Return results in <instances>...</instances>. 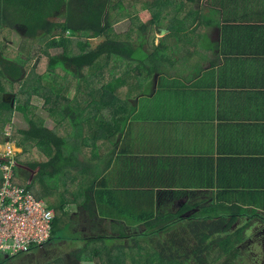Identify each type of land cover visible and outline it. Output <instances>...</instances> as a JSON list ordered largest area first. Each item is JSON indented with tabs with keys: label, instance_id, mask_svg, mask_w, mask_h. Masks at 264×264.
Returning <instances> with one entry per match:
<instances>
[{
	"label": "crops",
	"instance_id": "crops-1",
	"mask_svg": "<svg viewBox=\"0 0 264 264\" xmlns=\"http://www.w3.org/2000/svg\"><path fill=\"white\" fill-rule=\"evenodd\" d=\"M178 4L181 8L171 9L168 20L161 23L165 34L160 29L145 33L152 43L146 46L147 53L152 55L162 43L164 53L155 55L156 60L133 63L145 72L136 70L137 82L131 90L118 92L124 102L117 112L86 105L79 120L64 130H57L64 124L52 120L46 108L48 116H40L67 141L76 126L80 142L72 150L87 160H76L85 180L73 181L76 187L70 184L71 192L95 180L99 190L91 195L94 203L89 207L80 192L62 205L72 230L63 240L71 238L81 247L90 238L107 236L116 246L130 245L131 236L133 240L143 236V212L196 213L217 203L232 205L230 201L240 196L242 206L252 212L258 209L264 216V0H180ZM185 4L196 11L192 21ZM173 24L179 26L181 40L171 45L173 53L168 55ZM155 35H160L159 43L152 39ZM101 74L105 75L104 69ZM10 126L26 131L29 125L15 111ZM86 128L90 137L81 134ZM31 141L24 142L27 151L24 146L18 149L24 153V169L33 177L29 167L43 160ZM65 176L62 171L52 178L65 186ZM44 179L38 177L37 183L42 186Z\"/></svg>",
	"mask_w": 264,
	"mask_h": 264
},
{
	"label": "trees",
	"instance_id": "trees-1",
	"mask_svg": "<svg viewBox=\"0 0 264 264\" xmlns=\"http://www.w3.org/2000/svg\"><path fill=\"white\" fill-rule=\"evenodd\" d=\"M179 1L171 4L168 0H145L144 3L142 0H0V95L6 93L4 86L7 83L10 86L19 83L18 92L12 94L15 99L11 102L0 100V144L10 139L16 142L18 148H25V140H32V147L43 160V164H32L29 167L31 172L35 173L32 177V174L24 169L21 154H18L16 170L21 172L26 185H22L23 183L19 182L22 179L16 177L18 184L32 192L30 184L34 182L37 169L41 178L55 177L63 171L66 179L80 182L85 180L84 174L80 173L82 165L75 163L73 154L69 155L65 150L67 140L60 136L58 131L46 126L45 120L37 114L38 108L32 105V98L37 96L45 99V108L50 112L52 120L56 119L58 111L62 108L60 117L65 122L68 120L70 126L79 120L86 105L98 108L107 106L117 112L118 108L123 106L120 102H124L121 96L120 100L118 99V92L131 90L130 87L137 82L135 73L145 72L140 66H133V63L151 58L156 60L155 55L164 53L163 43L157 46L152 55L147 53L145 44L150 43V40L145 38L144 34L151 26L143 24L138 17V11L133 9L135 6H144L152 15L150 24L160 28L161 22L168 20V9L181 8L179 4L176 5ZM170 5L172 7H169ZM128 19L132 21L134 29L126 34L118 33L116 24ZM18 27L24 28V42L17 55L10 56L6 54V45L1 40V34L5 30H17ZM103 38L102 43L93 47L92 39ZM39 40L46 41V46L38 47ZM52 49H60L63 52L51 55ZM44 57L48 58L47 69L40 71ZM101 59H105L103 69H109L105 79L102 74H97L98 80L94 84L90 81L81 86L77 85V80L89 77V68L102 63ZM33 61L35 63L30 66ZM120 62L124 65L123 68H120ZM120 70L122 75H119ZM123 85H126V88H123ZM15 111L24 115L29 125L28 130H13L14 136L7 138L5 129L12 123ZM114 118L116 120L115 114ZM56 120L59 126L63 124L60 119ZM111 126L113 132L117 130L114 123ZM23 151H27L26 148ZM96 183L97 180L90 186L78 187L77 193L83 194V200L87 201L86 207L94 203V197L91 195L99 191L96 190ZM241 200H244L242 196L236 197L230 201L232 205L217 203L190 215L184 214L185 211L143 212V236H151L150 241L155 245L139 243L131 236L133 244L111 247L107 244V236L95 240L90 238L81 247L83 249L70 253V261L72 264L86 261H97L98 264H140V256L142 258L144 255L147 259L145 264H154L151 255L155 254L159 260L156 264H206V254L212 253L215 246L220 245L224 254L215 255L213 252V261L224 262L230 255L238 253V246L245 239L243 227L235 233L224 235L230 217L232 216V219L261 214L258 209L252 212L250 208L242 206L239 203ZM62 209L64 211V208ZM107 212L102 211L103 214ZM107 216L114 217L110 213ZM60 218L67 226L71 221L64 212L56 214L48 244L57 239L55 225L60 223ZM125 219L129 224L127 215ZM176 227H180L177 236L164 240V236L169 235ZM184 227L188 228L194 243L189 241L190 237L182 235ZM11 259L13 257L0 255V261L8 262Z\"/></svg>",
	"mask_w": 264,
	"mask_h": 264
},
{
	"label": "rangeland",
	"instance_id": "rangeland-1",
	"mask_svg": "<svg viewBox=\"0 0 264 264\" xmlns=\"http://www.w3.org/2000/svg\"><path fill=\"white\" fill-rule=\"evenodd\" d=\"M175 1L176 0H168V3L172 4V2H175ZM142 2L144 3L145 0H142ZM187 7H189V9H187ZM184 8L186 9V11L188 13V16H189L188 19H190L192 21L195 18V16H196L195 9H192V7L190 5H187V4H185ZM133 11H135V12L138 11V17L140 18L141 22L143 24L150 25L151 26L149 28L150 30H152L154 32V30L157 31L158 29H160V28H156V26H152L150 24V22L152 20V15H151L150 11H148L147 9H144V6H142V5L135 6ZM168 13H171V9H168ZM160 26H161V24H160ZM169 26H170L169 32L171 33V36L170 37L168 36V55H172L173 52L171 50V45L173 43H178L179 44V41L181 40V34L178 31L179 30V26L178 25H169ZM131 29H134V26H133V23H132V21L130 19L124 20V21L116 24V30H117L118 33H125V32H128V31L131 32L132 31ZM23 37H24V28L23 27H21V28L18 27L17 30H14V31L5 30V32L3 34H1V40L6 45L5 48H6V54L7 55H10V56L17 55L19 48L21 47V45L24 42ZM156 38H157V40H156L157 43H159L160 35H158V36L155 35L154 39H156ZM103 41H104V38L103 39H92V45H93V47H97ZM150 45H152V43H147V44H145V47L147 46V48H149ZM45 46H46V41L39 40L38 47H45ZM62 52L63 51L60 50V49H52L50 51L51 55H59ZM103 60H105V59H101L102 63H98L99 66L95 65V66H92L91 68L88 69V72H87V74L89 76L88 78H86L84 80L80 78L79 80L76 81V84L81 86L83 84L89 83L90 81H91V83L94 84L98 80L97 74H101V72L103 70V65H105V62ZM34 63H35V61H33L30 66H32ZM47 65H48V58L47 57L42 58V62L40 64L39 70L40 71H43V70L45 71L47 69ZM100 66H102V68ZM108 73H109V69L104 68V74H105L103 76L104 79H105V76ZM92 80H94V81H92ZM4 87L6 89V93H3L2 95H0V100L1 101H4V94H14V92H16V91L18 92L19 83L14 84L12 86H10L7 83ZM11 98L15 99V97L12 96V95H11L10 99ZM32 99H33L32 100V105H34L35 107L38 108L37 109V114L39 116H41V117L45 116V115L48 116V113H47V111H46V109L44 107L45 99H43L41 97L39 98L37 96L32 98ZM39 109H41V111H39ZM61 111H62V108H60V110L58 111L59 115H57L55 118L56 119H60L63 122L64 127L57 128V130H64V129H66L65 126L68 125V120H67V122H65V121H63V119H61V117H60ZM10 125L11 124L7 125L6 129H5L6 135L8 136L7 138H9V137L11 138L12 136H14L12 131L17 129V128L14 129V127H12ZM75 127H73V129L71 130L72 133H70V134H71L72 137H71V140L67 141V144L65 146V150H67L69 155L73 154V160H74L75 163H77L76 160L83 161V163H84L87 160L85 155L84 154H80V153H76L74 150H72V146L75 143L80 142V140L76 139L78 134L74 132ZM83 132L85 134L81 133L82 135H84L86 137H90L91 136V133H89L88 128L84 129ZM32 143L33 142L31 141V147H32ZM4 146H5V143L0 144V156L2 155L1 154V150L4 148ZM23 156H24V153H22L20 155V159L21 160H22ZM28 173H29V171H28ZM15 174H16V177H19V178L22 179V180H19V182L21 184L23 183L22 185H26L24 183V179H23V177L21 175V172L15 170ZM0 176H1V174H0ZM40 176H41V174H40V171H39L38 174H36V176L34 178V182L32 184H30L32 192L33 193L34 192L38 193L40 195V197L43 199V201L50 208H52V210L54 209V211H56L55 212L56 214H58V215L63 214L64 211L62 210V207H63L62 205L67 203L68 201H71L73 198H75V196L77 194V191L76 192H71V188H69V185L73 183L74 186L76 187V184L73 182V180L66 179L67 180L66 181V185L63 186V185H61L59 183L58 178H52V177L47 178L46 177L44 179L45 183L42 186H40L37 183L38 177H40ZM202 210H204V209H201L199 211H202ZM190 212L191 211H187L184 214H188ZM253 212H256V211H253ZM231 217L228 220V227H227V230L225 229L224 235L235 233L239 228L251 226V224H250L251 221L250 222H248V221L253 219L255 216H252V217L248 216L249 219L247 217H243V218L242 217H236L238 219H235V218L231 219ZM59 220H60V223L55 225V232H57L56 238H57V240L60 239L59 242H52L51 244H47V245H45L42 248L34 249V250L28 252L27 254H21V255L15 256V257H13V259H11L8 262L0 261V264H72V261H70V258H69L70 253L73 252L76 249H83L81 247H83L85 245V243H84L83 246L79 247L81 244L76 242V240H72L71 238H66L65 240H63L69 233H71L72 230L69 229L68 227H66L67 226L66 223H62L61 222L62 218H60ZM177 224L181 225L179 223H177ZM187 229H188L187 227H184L183 230H185V231L182 233V235L190 237L189 232H188ZM251 230H252L251 228H248L246 230V232L249 234ZM178 231H180V227L174 228V230L169 232V235H165L164 236V240H168V239L170 240V239L176 237L177 234H178ZM150 238H151V236H149V237L136 236L135 239H137V241L139 243L146 242L147 244H150V245L154 244L155 245L154 242L150 241ZM156 240H157V238H156ZM189 241L191 243H194L192 237L189 238ZM189 241H188V243H189ZM68 242H71V243H68ZM107 244L108 245L112 244L113 246L116 245L115 241H112L110 239L107 240ZM123 244L126 245L127 243L123 242ZM131 244H133V243H131ZM119 245H122V244L119 243ZM86 249H87V247H86ZM221 251H222V248H221L220 245H218V246H215V249H213L212 253H210V254L207 253L206 255H208V254L209 255H214V253H215V255L224 254V252H221ZM247 251H250V250H245L243 252H239L238 251V253H244V252H247ZM152 253L153 252H151V254ZM154 255H151L152 256L151 260L154 259L153 262H154V264H156V263L159 262V260H158V257L154 256ZM250 255H251V253H250ZM242 256L243 255H241V256L238 255L235 259L236 260L242 259ZM231 259L234 260L233 257H231ZM236 260H234V262L232 264H235ZM146 261H147V259L144 257V255L142 256V258L140 256V259H139V263L140 264H145ZM245 262H246V260H243V261L239 262L238 264H245ZM73 264H80V263L77 262V263H73ZM82 264H84V263H82ZM211 264H213V263H211ZM227 264H229V263H227Z\"/></svg>",
	"mask_w": 264,
	"mask_h": 264
},
{
	"label": "built area",
	"instance_id": "built-area-1",
	"mask_svg": "<svg viewBox=\"0 0 264 264\" xmlns=\"http://www.w3.org/2000/svg\"><path fill=\"white\" fill-rule=\"evenodd\" d=\"M16 142L8 139L0 156V255L15 257L51 240L56 213L16 182Z\"/></svg>",
	"mask_w": 264,
	"mask_h": 264
},
{
	"label": "flooded vegetation",
	"instance_id": "flooded-vegetation-1",
	"mask_svg": "<svg viewBox=\"0 0 264 264\" xmlns=\"http://www.w3.org/2000/svg\"><path fill=\"white\" fill-rule=\"evenodd\" d=\"M248 222H250L251 226L243 227L245 239L239 244L238 251H250L237 253L236 255H230L227 260L224 262L220 261V263H215L213 261L214 255H206L208 258V262H206V264H232L238 255L243 256L242 259L236 260L235 264H238L243 260H246L245 264H264V216H256ZM248 228L252 229L249 234L246 232ZM231 257H233L234 260L231 259Z\"/></svg>",
	"mask_w": 264,
	"mask_h": 264
},
{
	"label": "water",
	"instance_id": "water-1",
	"mask_svg": "<svg viewBox=\"0 0 264 264\" xmlns=\"http://www.w3.org/2000/svg\"><path fill=\"white\" fill-rule=\"evenodd\" d=\"M161 30V34H165V30L164 29H160ZM12 94H4V102H11L12 98L10 99ZM13 96V95H12ZM8 140V139H7ZM194 212L192 213H189L190 214H193Z\"/></svg>",
	"mask_w": 264,
	"mask_h": 264
}]
</instances>
